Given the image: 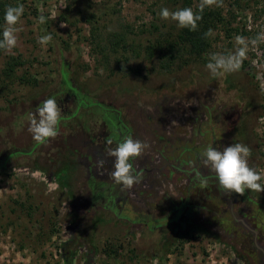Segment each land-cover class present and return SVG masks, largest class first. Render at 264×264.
<instances>
[{
	"label": "rangeland",
	"instance_id": "obj_1",
	"mask_svg": "<svg viewBox=\"0 0 264 264\" xmlns=\"http://www.w3.org/2000/svg\"><path fill=\"white\" fill-rule=\"evenodd\" d=\"M185 2L24 0V13L17 25V45L0 54V264H63L62 248L72 243L82 222L87 223V228L79 239L73 264H264V254L252 251L248 240L240 246V254L231 248L229 231L235 223L217 192L208 189L213 188V180L202 181L199 227L178 236L168 249L160 252L163 259L153 257L159 253L156 244L161 232L147 235V230L135 222L156 215L167 220L172 200L189 202L193 187L186 184L187 175L176 177L173 189L168 191L174 193L170 203L161 206L152 199L147 204L136 203L140 190L131 187L121 197V220L110 210L105 211L103 204L95 211L94 222L87 218L89 185L93 180L101 185L110 184L114 171V158L105 152L106 140L98 139L97 146L90 150L88 129L95 127L96 138L104 131L100 109L81 108L73 120L61 124L58 134L61 139L39 146L28 131L30 115L49 97L56 98L61 116L66 119L77 111L78 97L100 101L107 109L137 110V119L143 120L151 113L158 115L157 111L164 107L167 114L173 115L172 108L176 110L175 117L183 110H193L196 118L185 129L186 136L192 138L185 146L190 149L185 170L200 169L203 175L215 174L200 161L204 150L202 131L207 133L209 143L210 124L214 122L209 117L207 126L202 127V111L210 110L203 108L205 100L211 110L215 105H227L230 112L238 113L243 136L239 141L233 135L225 145L248 146L250 167L264 177V41L249 44L237 72L213 77L205 68L211 54L231 53L235 37L240 34L234 33L229 40L227 33L217 28L208 35L204 55L192 53L189 46L181 43L172 53L171 43L166 41L179 42L176 37L181 28L171 19H161L159 12L163 7L170 11L191 7L194 12H201V0H191L187 6ZM247 2L239 0L242 6L239 8L236 0H223L220 6L212 3L203 10H220L231 21L236 18L232 27L238 25L249 31L252 36L246 37L251 40L264 31V0H250L248 5ZM41 15L46 17L43 24L38 19ZM47 34H51V41L41 44V36ZM15 59L21 64L7 75L6 70ZM82 114L84 118H78ZM142 130L137 129L135 138ZM166 130L171 147L167 148L163 141L159 146L157 138L144 150L154 160L160 157L170 160L173 151V157L180 155L181 151H175L177 146H172L177 137L183 136L175 134V129ZM75 135L79 145L73 142ZM94 151L99 153L98 160L92 161L94 164L88 168L68 171L58 162L64 159L63 155L83 159ZM8 153L18 155L4 163ZM56 164L58 169L51 171ZM199 191L196 187L195 194ZM251 192L252 199L264 202V192ZM258 208L255 205L253 211ZM226 216L228 223L222 224ZM261 219L264 221V216ZM254 222L256 229L264 233V226L257 219Z\"/></svg>",
	"mask_w": 264,
	"mask_h": 264
},
{
	"label": "flooded vegetation",
	"instance_id": "obj_2",
	"mask_svg": "<svg viewBox=\"0 0 264 264\" xmlns=\"http://www.w3.org/2000/svg\"><path fill=\"white\" fill-rule=\"evenodd\" d=\"M79 102L77 105V111L74 115L68 117V119L63 118L61 116L60 122L57 126L58 134L61 132V124L63 122H68L70 120H73L75 116L79 114V111L81 108L89 109V108H96L100 109V112L103 114V135H99L97 138L95 137V127H90L88 129L90 131V150H94V146H97L98 139L100 140H106L105 148L107 149L106 154H109V149H114L119 142H122L124 139L131 136L133 139H138L142 142L147 143L148 145L150 143L157 142V138L160 139V142L163 141L167 144V148L171 147L168 143L167 135L165 134V131H167V128L175 129L177 135L181 134L183 138L177 137V142H174L172 147H176L175 151H181L180 155L177 157H173V152L171 153L170 157H172L170 160L169 158L160 159L156 158L154 160L153 155L145 154L144 152L136 158L132 159L133 164V171L135 173L140 174L141 181L138 184L133 185L132 187L138 188L140 191L136 193L135 200L136 203L141 204H147V202L152 199L155 204L157 205H164L165 203H170V201L174 198L173 192H168L170 189H173L174 181L176 180V177H178V174L187 175L186 177V184L192 185L193 190L189 197V202L187 200L184 201H176L175 199L172 200L171 204V210L168 215L167 220L160 219L162 218L156 215L155 217H141L138 218V220L135 222V224H138L142 226V228L147 234L156 235L159 233L161 237H159V241L156 244L157 249L159 250V253L155 254L153 257L158 259H163L165 257L163 253L164 250L168 249L169 244L172 245L175 241V239L178 238V236L187 235L189 231H192L194 229H197L199 227L198 220L202 222V181H209L212 182L214 185L212 189L208 188L211 192H217L218 198L221 202L225 203L228 207L226 210L230 217L232 218V221H234L235 224L232 225V228H230V234L232 236L231 240V248L237 250L236 252L238 254L241 253L240 246H243V243H246L245 241L248 240V243L251 244L250 249L252 251H258L259 254H264V233L256 229L257 223L254 221L257 219V221L264 226V221H262L261 217L264 216V202L259 203L256 202L254 199H252L251 195L252 192L250 190H246L243 194H237V193H225L224 190L219 186L218 180L216 178V174L210 173L208 175H203L202 171L200 169L196 170L193 169L185 170L184 164L189 162V158L187 159L189 155V147H186V145H189L191 143V135L186 136V126H189L193 120H195L196 115L195 111L193 110H183L181 111L180 115H177V117L174 116V110L172 108L171 114H167L166 107H164L162 110H158V115H153L152 113L145 119H137L139 117V112L137 110H123V109H107L104 107V104L100 101H96L95 99H80L78 97ZM60 102V99L58 100ZM204 107L208 108L210 110H203L202 111V127H206L207 118H211L213 123L210 124V139L211 141V147L217 148V150L222 151L224 147H227L229 144L226 141L229 140V137L236 135L238 140L240 141V136H243V130L244 127L242 126V121L240 119V116H237L238 113L230 112L227 105L224 106H214L211 110L210 105L207 101L203 100ZM136 107V106H134ZM207 111V112H206ZM166 114V116H165ZM210 115V116H209ZM78 118H84L83 114L78 116ZM129 118V120H128ZM135 118V119H133ZM195 123V121H194ZM213 124V125H212ZM181 126V127H180ZM195 127V125H194ZM143 128V132H141L140 136L138 138H135L136 133L138 130H141ZM178 128L182 130H178ZM190 128V127H189ZM188 128V129H189ZM187 129V130H188ZM155 130V131H154ZM190 130V129H189ZM92 131V132H91ZM158 132V133H157ZM168 133V132H166ZM57 134L56 137L51 138L47 141L57 140L61 139V136ZM138 134V133H137ZM161 134V135H160ZM174 134V136H175ZM173 136V137H174ZM111 139L113 142L111 144L107 143V140ZM78 135H75L73 137V142L77 144ZM46 141V142H47ZM159 146H161L163 143L161 142ZM238 142V141H237ZM207 142V133L202 131V152H204L208 147L209 144ZM42 143H39L37 146L41 145ZM234 144V143H231ZM79 145V144H77ZM55 147V146H54ZM69 148V147H68ZM78 148V146H76ZM49 150V149H48ZM90 151V152H91ZM47 154H50L46 151ZM86 154V158L81 159L79 158H66V156L63 155L64 159H59L58 162L61 166H64V168L68 169V171H72L74 169H80L82 166L88 168L90 164H94L92 161L98 160L99 153H96V151ZM32 153H27V155H31ZM15 155H18L17 153H8L7 157L5 158L6 163L10 158H13ZM74 155V154H72ZM110 157V156H109ZM66 158V159H65ZM201 158V157H200ZM202 162V160H200ZM203 163V162H202ZM58 165V166H60ZM98 165V164H97ZM3 166V165H2ZM250 166V165H249ZM107 165L104 166V169L107 170ZM92 168V167H90ZM89 168V169H90ZM58 169L57 164L52 166L51 171L55 172ZM60 172V170H59ZM92 174V173H91ZM191 175V176H190ZM60 176V173L59 175ZM94 177V174L91 176ZM111 183L107 185H101L95 183L93 180V184L89 185L90 188V196H89V204L88 209L85 211L86 217H91V220L94 222L95 216L94 214L97 208L100 204H103V208L105 211H109L113 213V215L117 218V220H121L120 217L122 216V210L123 206L120 204L122 194L126 191L128 187L122 185L121 183H117L116 180L113 178L112 173L110 174ZM94 179V178H93ZM198 179V180H196ZM183 181V180H182ZM207 182V184L209 183ZM146 187V188H145ZM196 187L200 188V191L195 194ZM216 187V188H215ZM134 188V189H135ZM147 188H151L147 189ZM135 191H138L136 190ZM147 189V190H146ZM173 193V194H172ZM140 194V196H139ZM197 196V198H195ZM188 205V206H187ZM255 205H258V211H253ZM143 206V205H141ZM117 208V209H116ZM225 212V211H224ZM226 213V212H225ZM93 216V219H92ZM160 219V221H159ZM224 219V223H228L227 216ZM89 223V221L87 220ZM251 222V223H250ZM240 225V226H239ZM87 228V223L82 222V225L78 226L77 234L74 238L72 243L76 245V248L79 244V239H81V236L83 232ZM216 228V227H215ZM164 229V230H163ZM189 229V230H187ZM217 229L218 226H217ZM141 232V230H140ZM143 233H140L142 235ZM147 234V235H148ZM250 235V237H248ZM262 235V236H261ZM261 236V238H260ZM158 238V237H157ZM70 243V244H72ZM66 246V245H65ZM77 252V251H76ZM163 254V256H160ZM264 260V259H262Z\"/></svg>",
	"mask_w": 264,
	"mask_h": 264
},
{
	"label": "clouds",
	"instance_id": "obj_3",
	"mask_svg": "<svg viewBox=\"0 0 264 264\" xmlns=\"http://www.w3.org/2000/svg\"><path fill=\"white\" fill-rule=\"evenodd\" d=\"M216 3L220 6L221 0H201L200 10ZM24 13L23 5L9 6L4 12V28L0 32V49L12 51L17 45V25ZM159 15L163 20L171 19L179 28L196 30L197 22L202 16L193 11L191 7L180 8L170 11L167 7L160 9ZM41 24L46 22V17H38ZM211 34V30L206 35ZM51 34L43 35L40 38L41 44L51 41ZM264 41V31H261L251 40L247 37L237 35L235 37L234 50L229 54L213 53L205 64L206 70L216 78L225 77L228 74L237 72L243 60L247 56L249 44L257 45ZM61 109L58 107L55 97H49L40 103L35 112L30 115L28 131L32 134L34 141L44 143L57 136V126L61 119ZM113 141L107 140L108 144ZM149 145L131 136L119 142L114 149H109V155L114 158L113 178L117 183L131 188L140 183L141 176L133 171L132 159L139 157ZM251 150L248 146L235 143L224 147L222 151L215 147H208L201 153V160L205 166H210L215 172L219 186L225 193L243 194L246 190L264 192V177L260 172L249 166L248 158Z\"/></svg>",
	"mask_w": 264,
	"mask_h": 264
},
{
	"label": "trees",
	"instance_id": "obj_4",
	"mask_svg": "<svg viewBox=\"0 0 264 264\" xmlns=\"http://www.w3.org/2000/svg\"><path fill=\"white\" fill-rule=\"evenodd\" d=\"M36 1H42V0H36ZM223 0H221L222 3ZM245 1V0H243ZM238 7L242 8V6L239 4V0H236ZM250 0H248L247 5L249 4ZM24 3V0H0V32H2L4 28V12L7 7L9 6H18L22 5ZM220 3V4H221ZM191 4V0H186L185 5ZM202 16V19L197 22V28L196 30H191L189 28H181L180 33L177 35L174 42L166 41V43H171V52L174 53L176 50V47L181 44L187 45L190 47V50L192 53L201 56L204 55L207 52V40L209 30L213 32V30L217 28H221V30L224 31V33H227V37L229 40H232L234 38V33L240 34L241 36H249L252 34L248 31H245V29H241L237 25V27H232V22L236 21V18H233V21L230 19H227L223 16V13L220 10L217 11H210V10H203L202 12H198ZM242 21L241 23H243ZM220 25V27H219ZM244 30L242 33L241 31ZM181 43V44H180ZM161 41L158 42V46H160ZM5 51L4 49H0V54ZM18 64H21L16 59L14 60V64L12 66H9L6 70L7 75L8 73H11L14 71L15 67L18 66ZM76 255V245L74 243L68 244L65 247L62 248L61 256L63 258V264H73L74 258Z\"/></svg>",
	"mask_w": 264,
	"mask_h": 264
}]
</instances>
